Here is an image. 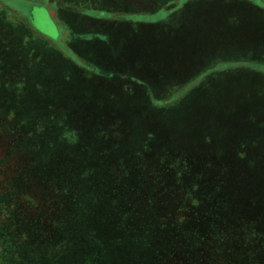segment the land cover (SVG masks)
I'll return each instance as SVG.
<instances>
[{"label":"rangeland","instance_id":"obj_1","mask_svg":"<svg viewBox=\"0 0 264 264\" xmlns=\"http://www.w3.org/2000/svg\"><path fill=\"white\" fill-rule=\"evenodd\" d=\"M0 264H264V0H0Z\"/></svg>","mask_w":264,"mask_h":264},{"label":"trees","instance_id":"obj_2","mask_svg":"<svg viewBox=\"0 0 264 264\" xmlns=\"http://www.w3.org/2000/svg\"><path fill=\"white\" fill-rule=\"evenodd\" d=\"M239 235V234H238ZM239 240H241V236L238 237Z\"/></svg>","mask_w":264,"mask_h":264}]
</instances>
